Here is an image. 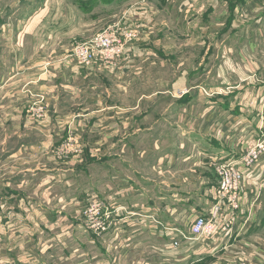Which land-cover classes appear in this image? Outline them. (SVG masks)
I'll use <instances>...</instances> for the list:
<instances>
[{
	"label": "crops",
	"instance_id": "obj_1",
	"mask_svg": "<svg viewBox=\"0 0 264 264\" xmlns=\"http://www.w3.org/2000/svg\"><path fill=\"white\" fill-rule=\"evenodd\" d=\"M94 1L61 2L53 22L49 0H0V133L17 145L1 147L0 203L13 211L0 223V264H264L261 207L231 250L168 252L144 218L188 232L216 201L217 165L264 132V0H127L125 20L83 22ZM117 23L142 28L133 62L68 60ZM188 51L195 67L175 66ZM42 97L40 121L30 110ZM250 174L264 181V161ZM95 195L125 209L106 235L79 212Z\"/></svg>",
	"mask_w": 264,
	"mask_h": 264
},
{
	"label": "built area",
	"instance_id": "obj_2",
	"mask_svg": "<svg viewBox=\"0 0 264 264\" xmlns=\"http://www.w3.org/2000/svg\"><path fill=\"white\" fill-rule=\"evenodd\" d=\"M142 37V28L138 25L113 24L92 37L77 42L68 60L88 70L96 68L115 70L121 66L123 60H127L129 64L132 62L135 43H139ZM46 109V100L42 97L34 104L30 113L36 120L41 121L46 117ZM71 142L69 139L64 144V150L70 147ZM263 157L264 132H259L258 137L248 144L240 159L227 160L217 165L216 201L210 209L209 216L199 215L193 219L188 232L166 226L156 218L144 216L169 237L167 251L178 254L199 243L219 244L222 250H231L237 246L240 238L252 224L264 196V181L260 180L254 184L255 180L250 174L261 163ZM116 199L105 202L95 195L88 201L82 215L87 218L90 230L99 235L108 234L112 230L113 220L125 214L124 208L115 205ZM226 264L252 262L238 255Z\"/></svg>",
	"mask_w": 264,
	"mask_h": 264
},
{
	"label": "rangeland",
	"instance_id": "obj_3",
	"mask_svg": "<svg viewBox=\"0 0 264 264\" xmlns=\"http://www.w3.org/2000/svg\"><path fill=\"white\" fill-rule=\"evenodd\" d=\"M82 1L88 2L90 0H82ZM110 1L111 0H95L94 2L90 3L87 6L83 4V6H85L84 7V9H85L84 13L86 14L83 22H93L92 20H94L98 17H102L101 20L103 22H113V20L115 18L114 17L115 13H117V16H116L117 20L118 19L125 20L127 18L126 17L127 6L130 2L126 4L127 0H116V4H115V2L112 4L113 7L116 9L112 11V10H108V5H109ZM49 2L54 4V6L52 8V13H53L52 17H53V22H57V20H56L57 17L55 16V14H57L58 16H60V14H61L59 4L61 2H68L70 4L79 3V0H49ZM215 2H217V0ZM109 8H111V7H109ZM130 8H131V5H129L128 9H130ZM70 13H74V15H75L77 12L74 8H71ZM110 15H113L112 16L113 19L108 18ZM62 16L64 18V14H62ZM66 16L68 17L69 22L76 21V19H77V16H75L74 18H72L68 15H66ZM241 19H243V18H241ZM142 36H143V34H142ZM148 48L150 49L149 46H148ZM72 49H73V47H72ZM179 56H180V58L178 60L179 63L174 64L175 66H180L182 68L195 67L196 64L194 63V61H195L194 57H195V59L197 58V56H198L197 51H195L194 53H192L191 51L182 52V53H180ZM136 61H138V59H136ZM132 62H133V60H132ZM210 65H212V63H210ZM210 65H208V66H210ZM215 66H218V64ZM16 146L17 145H16V142L14 140H10L5 135L0 133V159L5 157V154L1 151L2 150L1 147L16 148ZM263 161H264V157L262 158L261 163ZM4 194H7V193H2V191L0 190V196H3ZM87 204L83 208H80L79 212L81 214L83 213V210L86 208ZM259 207H261V208H260V213H259L260 221H259V225L257 227V234L261 237V239L263 240V243H264V198H263V201L261 202V205ZM8 211H13V209H11L6 202L0 203V223L3 222V220L5 219V218H3V216H5L4 215L5 212H8ZM83 217H84L83 218L84 223L86 225L85 227H87V229H89L87 226V218L85 216H83ZM156 220L159 221L158 219H156ZM152 224H155V223H153V221H151V220L146 221V225L151 226ZM83 237H86V235L83 234ZM23 240H19V241L23 242ZM70 251L71 250L69 249V252ZM32 257H34V255ZM44 257H46V256L44 255Z\"/></svg>",
	"mask_w": 264,
	"mask_h": 264
}]
</instances>
